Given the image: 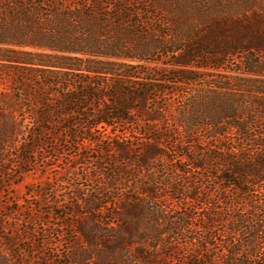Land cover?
<instances>
[{
    "label": "trees",
    "instance_id": "16d2710c",
    "mask_svg": "<svg viewBox=\"0 0 264 264\" xmlns=\"http://www.w3.org/2000/svg\"><path fill=\"white\" fill-rule=\"evenodd\" d=\"M72 137L75 204L28 189L0 264L21 232L32 255L27 212L75 217V264H264V0H0V174L59 165Z\"/></svg>",
    "mask_w": 264,
    "mask_h": 264
},
{
    "label": "rangeland",
    "instance_id": "374dc122",
    "mask_svg": "<svg viewBox=\"0 0 264 264\" xmlns=\"http://www.w3.org/2000/svg\"><path fill=\"white\" fill-rule=\"evenodd\" d=\"M167 31V29H164ZM171 60V59H168ZM153 69V73L149 75L150 81L155 82L158 88L168 87L170 88L173 84L180 85V83L170 82L168 79L173 76L175 70L171 68V63L161 61L150 62L149 64ZM153 74V76H151ZM131 80V79H130ZM142 81V80H141ZM147 84V83H146ZM153 92V91H151ZM160 93V92H159ZM163 92H161L162 94ZM172 99V96H171ZM76 101V100H75ZM76 107V105H75ZM73 106H66V110H75ZM57 109V108H56ZM59 111V109H57ZM74 121L73 117L68 118L64 124L61 125V129H64L65 126L72 123ZM116 129L120 132L123 130H135L139 128L138 124L129 125L126 128H123L120 123H115ZM116 132L117 134H120ZM110 133V132H108ZM71 144L66 145L61 148V151L58 154L60 160H58V164H55L51 169L42 172L41 170H32L25 173H19V169L11 168L8 169L4 174H0V182L3 184L5 191L0 193V220L2 222H7L10 217L17 216L14 213H9L10 206H14L23 204L26 198L31 197V193H28V189L32 190L36 189L38 186L41 187L47 185L45 181H50V185H52L53 195H56V198L59 200V204H64V206H71L70 204H75V199L71 198L73 196V180L75 182V170L80 168L83 165V159H77L75 157V148L78 146L75 142H79L80 138L72 137L70 140ZM47 150L50 149V145H47ZM261 190V189H260ZM254 191L252 193L260 194L259 191ZM45 209H48V204L43 205ZM63 210V209H62ZM28 213V214H27ZM24 217H31V220L34 223V227L29 226L30 228H35L37 232L34 231V240L35 245L31 250L32 255L28 253L27 248L30 245L28 240L25 239L26 235L21 232V235L15 236L16 238H21L20 245L18 246L15 241L14 242V256H15V264H75L72 253L75 252V248L78 246V239L76 237V233L74 232V228L71 226L75 224V217L67 218V219H52L48 213L33 215L30 212H27ZM7 214L11 215L9 218L5 217ZM39 219L42 221L48 222V224L53 227L56 226L53 222H58V225L61 227V233L64 235L57 236L56 231H53L52 228L44 231L45 225L43 223H38ZM23 229V227H21ZM31 232V229H29ZM10 233V232H9ZM2 237H3V233ZM11 236V235H7ZM29 256H32V259L29 260ZM72 257V258H71ZM55 258V261L53 259Z\"/></svg>",
    "mask_w": 264,
    "mask_h": 264
}]
</instances>
